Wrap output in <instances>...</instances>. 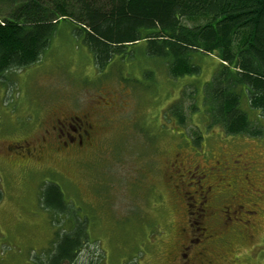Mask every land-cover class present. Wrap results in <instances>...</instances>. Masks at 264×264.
I'll return each mask as SVG.
<instances>
[{
	"label": "rangeland",
	"instance_id": "obj_1",
	"mask_svg": "<svg viewBox=\"0 0 264 264\" xmlns=\"http://www.w3.org/2000/svg\"><path fill=\"white\" fill-rule=\"evenodd\" d=\"M76 27L61 21L41 60L0 82V264H45L68 234L86 242L75 264H264V117L248 137L190 114L218 59L183 78L140 51L101 70ZM61 113L98 124L83 151L45 147Z\"/></svg>",
	"mask_w": 264,
	"mask_h": 264
},
{
	"label": "trees",
	"instance_id": "obj_2",
	"mask_svg": "<svg viewBox=\"0 0 264 264\" xmlns=\"http://www.w3.org/2000/svg\"><path fill=\"white\" fill-rule=\"evenodd\" d=\"M61 21L79 26L74 33L101 70L140 51L183 78L200 73L204 55L215 56L219 67L202 100L197 84L189 96L192 122L201 116L207 131L216 126L228 135L263 133L264 0H0V82L8 71L39 62ZM169 112L180 125L189 116L184 101ZM195 126L198 140L202 130ZM56 195L57 202H48L59 208ZM71 236L45 264H75L86 242Z\"/></svg>",
	"mask_w": 264,
	"mask_h": 264
},
{
	"label": "flooded vegetation",
	"instance_id": "obj_3",
	"mask_svg": "<svg viewBox=\"0 0 264 264\" xmlns=\"http://www.w3.org/2000/svg\"><path fill=\"white\" fill-rule=\"evenodd\" d=\"M108 102H102V108H105ZM97 108V113L101 111L99 106ZM103 125V124H102ZM98 124L96 121H91L88 114L75 113L72 115L62 114L57 117L54 121L52 127L45 130V136L43 137V142L45 147L52 146L55 151L59 152H73V151H83L89 143L95 139V135L98 130ZM53 142V144H51ZM41 146L31 147L22 149V145H16L15 147H9L15 149L18 152L26 153L28 156H34V153H39L43 148ZM202 205L206 202L208 197V190H204ZM243 208V206H239ZM201 209L204 210L203 206ZM201 209L198 208L197 216L191 212V216L198 218L201 213ZM193 223H199L197 220H192Z\"/></svg>",
	"mask_w": 264,
	"mask_h": 264
}]
</instances>
